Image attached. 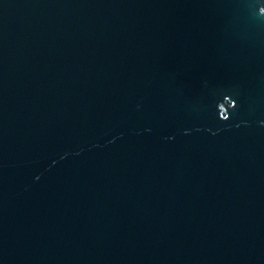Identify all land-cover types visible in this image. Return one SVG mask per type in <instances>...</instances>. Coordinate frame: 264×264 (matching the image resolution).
Segmentation results:
<instances>
[{
    "label": "water",
    "instance_id": "1",
    "mask_svg": "<svg viewBox=\"0 0 264 264\" xmlns=\"http://www.w3.org/2000/svg\"><path fill=\"white\" fill-rule=\"evenodd\" d=\"M0 264H264V0H0Z\"/></svg>",
    "mask_w": 264,
    "mask_h": 264
}]
</instances>
